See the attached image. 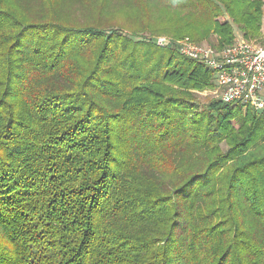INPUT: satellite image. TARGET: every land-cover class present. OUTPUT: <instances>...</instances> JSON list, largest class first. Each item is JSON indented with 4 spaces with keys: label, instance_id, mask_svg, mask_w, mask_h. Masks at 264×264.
I'll return each instance as SVG.
<instances>
[{
    "label": "trees",
    "instance_id": "1",
    "mask_svg": "<svg viewBox=\"0 0 264 264\" xmlns=\"http://www.w3.org/2000/svg\"><path fill=\"white\" fill-rule=\"evenodd\" d=\"M62 1L0 0V264H264V113L148 38L255 40L264 0Z\"/></svg>",
    "mask_w": 264,
    "mask_h": 264
},
{
    "label": "built area",
    "instance_id": "2",
    "mask_svg": "<svg viewBox=\"0 0 264 264\" xmlns=\"http://www.w3.org/2000/svg\"><path fill=\"white\" fill-rule=\"evenodd\" d=\"M153 41L158 46H173L166 38ZM175 49L213 72L217 98L222 103L264 113V48L237 40L220 50L191 43H180Z\"/></svg>",
    "mask_w": 264,
    "mask_h": 264
},
{
    "label": "rangeland",
    "instance_id": "3",
    "mask_svg": "<svg viewBox=\"0 0 264 264\" xmlns=\"http://www.w3.org/2000/svg\"><path fill=\"white\" fill-rule=\"evenodd\" d=\"M124 2V3H123ZM123 2H119L118 5H115V8H113V4L111 6H108L107 4H105L103 6V11H102V18H101V23L103 24L104 27H109L112 26L115 28V26H123L126 27L128 29L129 27V23H131V27H134V29L136 31H139L144 24H142V20L143 17L142 15H144L145 12H143V8H138L137 9V13L140 17L132 19V22L130 21V16L129 15V11L131 10L129 7H131V5L127 4V0H124ZM61 8L60 10V15L61 13L64 15H67V18L71 20H74L75 23H88L90 20V18L88 19L89 15H91L93 17L92 14L86 13L83 7V4L80 3V0H68V1H62L60 4ZM128 7V8H127ZM114 9V10H113ZM264 12V10H263ZM100 14V12H99ZM71 16H73V18H71ZM151 28H153L154 26L151 25ZM124 28L126 31L127 29ZM124 30V32H125ZM130 30V29H129ZM149 40H155L156 38H166L168 39L171 43H172V47H177L178 44L180 43H191V44H196V45H201V46H205V47H213L217 50H220L219 48V42L217 39V36L215 34H211L207 39L201 40V41H192L189 38H183V39H175L172 36H170L169 34H160L158 36H151L148 37ZM237 40H245L241 34L235 29L234 30V38L233 41L229 44L231 45L232 43L236 42ZM250 42H252L253 44H255L258 47H262L264 48V34L261 35L259 38L255 39V40H251ZM228 45V46H229ZM227 47V46H225ZM222 47L221 49L225 48ZM214 82V81H213ZM198 100L200 102V104L205 105L206 103H208V101L210 100H219L217 98V94H216V86L214 83V87L211 90H206L203 91L201 93L198 94ZM222 150H226V146L224 144L221 145Z\"/></svg>",
    "mask_w": 264,
    "mask_h": 264
}]
</instances>
